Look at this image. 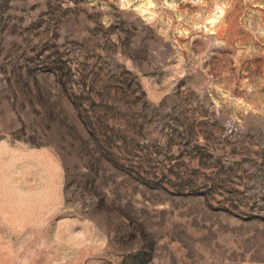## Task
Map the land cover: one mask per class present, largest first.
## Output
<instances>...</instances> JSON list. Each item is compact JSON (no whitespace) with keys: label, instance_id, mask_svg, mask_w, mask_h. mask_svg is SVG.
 Here are the masks:
<instances>
[{"label":"rangeland","instance_id":"374dc122","mask_svg":"<svg viewBox=\"0 0 264 264\" xmlns=\"http://www.w3.org/2000/svg\"><path fill=\"white\" fill-rule=\"evenodd\" d=\"M0 264H264V0H0Z\"/></svg>","mask_w":264,"mask_h":264}]
</instances>
